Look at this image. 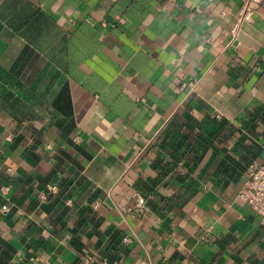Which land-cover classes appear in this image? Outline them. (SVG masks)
<instances>
[{"label": "crops", "instance_id": "crops-1", "mask_svg": "<svg viewBox=\"0 0 264 264\" xmlns=\"http://www.w3.org/2000/svg\"><path fill=\"white\" fill-rule=\"evenodd\" d=\"M263 162L264 0H0V264H264Z\"/></svg>", "mask_w": 264, "mask_h": 264}, {"label": "built area", "instance_id": "built-area-1", "mask_svg": "<svg viewBox=\"0 0 264 264\" xmlns=\"http://www.w3.org/2000/svg\"><path fill=\"white\" fill-rule=\"evenodd\" d=\"M49 190L52 191L54 188L50 187ZM239 199L249 205L255 213L264 217V162L252 168L249 180L239 193ZM3 211H7V206L3 207Z\"/></svg>", "mask_w": 264, "mask_h": 264}, {"label": "water", "instance_id": "water-1", "mask_svg": "<svg viewBox=\"0 0 264 264\" xmlns=\"http://www.w3.org/2000/svg\"><path fill=\"white\" fill-rule=\"evenodd\" d=\"M243 31L244 32L246 31L250 34H254V37H256V43L246 41V39L244 38V36L241 33L238 37V40L240 41L241 44H244L248 47H257L259 45V43L262 41V39L260 37H258V35L255 32H253L246 24L243 26Z\"/></svg>", "mask_w": 264, "mask_h": 264}]
</instances>
